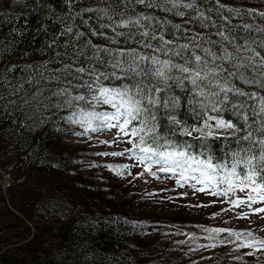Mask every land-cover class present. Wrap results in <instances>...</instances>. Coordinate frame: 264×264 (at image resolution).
<instances>
[{
  "label": "trees",
  "instance_id": "obj_1",
  "mask_svg": "<svg viewBox=\"0 0 264 264\" xmlns=\"http://www.w3.org/2000/svg\"><path fill=\"white\" fill-rule=\"evenodd\" d=\"M111 2L72 0L69 5L67 0H0V96L3 97L0 99L3 106L0 111V264H256L247 256L264 251V246L255 244L242 253L241 249L247 247L240 245L264 241L259 230H251L252 236H248L244 233L246 228L230 218L226 229L241 233V238L237 240L229 233L219 237L214 256L202 259L194 251L208 246L211 234L205 229H211L214 222L201 223L183 213L162 214L152 208L141 209L131 180L116 184L108 174L102 173L103 181L98 183L97 170L91 173L80 170L84 162L98 160L92 157L89 146L71 144L66 136L92 139L101 133L115 134L117 130H88L83 134L84 127L67 119L74 109L54 107L62 98L53 93L72 77L61 76L64 83L45 77L76 60L75 54L72 60L67 58L73 44L80 48L90 40L101 47H138L128 36L142 29L117 28L116 31L125 35L116 37L118 43L112 44L107 39L114 35L111 28H99V23L110 21H98L96 13L84 12L83 20H88L85 25L81 16L76 15L84 8L105 7ZM196 3L217 26L224 23L216 15L215 0H196ZM220 4L241 11V15H235L221 10L232 25L264 26V17L259 15L264 12V0H220ZM112 6L124 13L123 19L141 14L152 16L149 30L157 34L164 31L165 38H171L170 34L174 33L180 37L179 43L187 42L182 34L185 28L191 30L189 35L201 33L205 38L217 39L212 34L218 29L209 22H205L207 27L202 26L190 9H178L185 12L181 17L159 7L137 4L135 0L131 5ZM115 19L119 21L121 17ZM157 19L170 23L162 29ZM188 20L192 22L186 23ZM142 23L149 27L146 21ZM173 24L181 25V31L172 29ZM89 25L105 35H91ZM69 27L72 32L63 34ZM76 32L85 35L77 40ZM136 39L140 37L137 35ZM64 45H68L67 49ZM88 54L91 55V50ZM87 63L81 56L76 66ZM38 90L42 95L34 99ZM41 100L47 107L40 104ZM182 115L193 123L190 116ZM128 139H119L123 145L121 152L139 162L125 151L134 149ZM209 144L215 155L221 156L223 141L209 140ZM110 165L114 166V162ZM142 165L145 169V164ZM157 168L153 165L152 171L159 172ZM6 174L10 175L8 184ZM170 175L166 177L178 183L201 187L194 180L183 181L179 173ZM235 196L246 199L239 191ZM235 196L219 197L236 213L264 208V202L236 207L230 202ZM21 225L26 226V233Z\"/></svg>",
  "mask_w": 264,
  "mask_h": 264
},
{
  "label": "snow or ice",
  "instance_id": "obj_2",
  "mask_svg": "<svg viewBox=\"0 0 264 264\" xmlns=\"http://www.w3.org/2000/svg\"><path fill=\"white\" fill-rule=\"evenodd\" d=\"M67 2L71 5L72 0ZM125 3L131 5L132 0H112L105 7L84 8L76 15L81 16L85 25L88 20H83L84 12L96 13L98 21H110L99 23V28H111L114 35L107 39L112 44L118 43L116 37L125 35L116 31L117 28L142 29L128 36L138 47H101L90 40L80 48L73 44L67 58L72 60L75 54L76 60L45 77L56 81H60L61 76L72 77L53 93L62 98L54 107L74 109L67 119L84 127L83 134L88 130L116 129V138L128 137L127 142L133 144L135 150L125 151L145 164L144 170L152 175L156 174L152 171V166L156 165L159 172L179 173L183 181L194 180L201 185L196 189L198 192L230 197L237 191L244 193L246 199L239 196L230 199L236 207L264 202V26L232 25L221 10L235 15H241V11L226 8L220 0H215L216 15L224 22L219 26L200 10L196 0H159V3L157 0H135L137 4L159 7L181 17L185 12L178 9L193 10L194 19H199L202 26L207 27L205 22H209L218 29L212 34L217 37L213 40L201 33L189 35L191 30L185 28L182 34L187 42L179 43L180 37L174 33L170 34L171 38H165L164 31L159 34L150 31L152 16L141 14L123 19L124 13L112 5ZM259 15L264 17V12ZM116 16L121 19L117 21ZM144 21L149 27H145ZM156 23L163 29L164 24L170 22L157 19ZM171 27L176 32L181 31L179 24ZM89 31L93 36L105 35L90 25ZM70 32L71 27L63 34ZM84 35L76 32V39ZM64 47L67 49L68 45ZM81 56L88 61L86 66H76ZM37 95L42 93L38 90L34 99ZM40 104L47 107L43 100ZM97 108L102 110L97 111ZM2 109L0 106V111ZM182 113L190 116L193 123L190 124ZM209 140L223 141L221 156L215 155ZM108 167L115 171L129 166ZM117 174L123 173L117 171ZM221 185L226 187L221 188ZM253 211L264 212V208ZM205 231L228 232L237 240L242 235L230 229ZM255 244L264 246V241L254 240L240 246L253 247Z\"/></svg>",
  "mask_w": 264,
  "mask_h": 264
},
{
  "label": "rangeland",
  "instance_id": "obj_3",
  "mask_svg": "<svg viewBox=\"0 0 264 264\" xmlns=\"http://www.w3.org/2000/svg\"><path fill=\"white\" fill-rule=\"evenodd\" d=\"M66 138L71 144L87 145L92 150V157L98 162L86 161L80 170L84 173L97 170L98 177H96V181L98 183L103 181L102 173L108 174L111 179L116 181V184H124L131 180L133 193L139 198L137 202L141 209L152 208L162 214L183 213L201 223L214 222L211 229H226L231 218L235 224L246 228L244 232L246 235L251 233L250 236H252L251 230H259L261 234H264V212L244 210L236 213L222 197L211 195L210 192H198L196 191L197 188H200L198 186L193 188L181 182L178 183L177 180L170 177L167 178L166 176H171L170 173L155 172V175H151L144 171L142 164L124 155H98V153L121 152L123 145L119 138H116L111 132L101 133L92 139L78 135H68ZM108 138L112 141H107ZM105 141L108 143H105ZM111 162H114L113 168L121 165H128L129 167L117 168L114 171L108 167ZM117 171L123 174L118 175ZM141 172L144 174L139 175ZM5 181L6 184L10 182L9 174L5 175ZM6 184L4 187H6ZM22 227L26 233V226ZM210 234L208 246H203L194 251L202 259H209L212 255L214 256L216 241L220 239L219 237L226 236L228 232H211ZM241 252L247 253L248 247L242 248ZM247 258H250L256 264H264V251L249 254Z\"/></svg>",
  "mask_w": 264,
  "mask_h": 264
}]
</instances>
